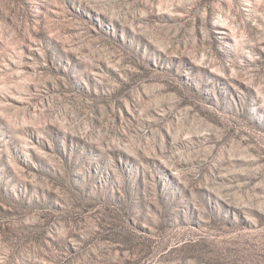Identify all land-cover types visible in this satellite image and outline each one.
<instances>
[{
	"label": "rangeland",
	"instance_id": "374dc122",
	"mask_svg": "<svg viewBox=\"0 0 264 264\" xmlns=\"http://www.w3.org/2000/svg\"><path fill=\"white\" fill-rule=\"evenodd\" d=\"M0 264H264V0H0Z\"/></svg>",
	"mask_w": 264,
	"mask_h": 264
}]
</instances>
